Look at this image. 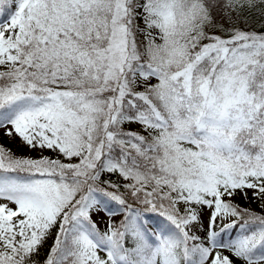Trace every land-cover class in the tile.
<instances>
[{"label": "snow or ice", "instance_id": "snow-or-ice-1", "mask_svg": "<svg viewBox=\"0 0 264 264\" xmlns=\"http://www.w3.org/2000/svg\"><path fill=\"white\" fill-rule=\"evenodd\" d=\"M257 15L0 0V264H264Z\"/></svg>", "mask_w": 264, "mask_h": 264}, {"label": "rangeland", "instance_id": "rangeland-1", "mask_svg": "<svg viewBox=\"0 0 264 264\" xmlns=\"http://www.w3.org/2000/svg\"><path fill=\"white\" fill-rule=\"evenodd\" d=\"M253 27H255V25H253ZM256 28L258 29L259 26L258 27L256 26ZM134 127H136V126H134ZM5 143H8V142L5 141ZM17 143H10L9 147H11L14 151H17L18 154L29 155V156H38L40 154V153L35 152V151H29L28 149H19L17 147ZM44 155H51V153L45 152ZM248 197H249V199L246 200L241 195H237L234 198V200L236 203L240 204L241 206H243L245 208H251V209L257 211L258 213L261 212V202L258 200L252 199V190H248ZM262 214H264V213H262ZM203 220H204V224L206 226L207 221H208V210L207 209L204 212Z\"/></svg>", "mask_w": 264, "mask_h": 264}, {"label": "trees", "instance_id": "trees-1", "mask_svg": "<svg viewBox=\"0 0 264 264\" xmlns=\"http://www.w3.org/2000/svg\"><path fill=\"white\" fill-rule=\"evenodd\" d=\"M253 20H254V24L253 25H255V27L257 26H260V24L262 23V22H264V20H262L258 15L257 16H254L253 17ZM257 24V25H256Z\"/></svg>", "mask_w": 264, "mask_h": 264}]
</instances>
